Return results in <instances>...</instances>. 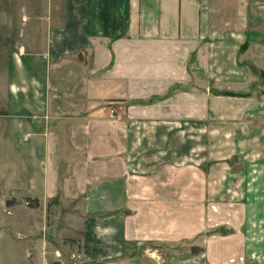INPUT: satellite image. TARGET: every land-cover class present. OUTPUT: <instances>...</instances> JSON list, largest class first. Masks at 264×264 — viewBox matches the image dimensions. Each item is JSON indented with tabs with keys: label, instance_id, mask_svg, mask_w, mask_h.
Wrapping results in <instances>:
<instances>
[{
	"label": "crops",
	"instance_id": "obj_1",
	"mask_svg": "<svg viewBox=\"0 0 264 264\" xmlns=\"http://www.w3.org/2000/svg\"><path fill=\"white\" fill-rule=\"evenodd\" d=\"M2 47L14 264H264V0H0Z\"/></svg>",
	"mask_w": 264,
	"mask_h": 264
},
{
	"label": "rangeland",
	"instance_id": "obj_2",
	"mask_svg": "<svg viewBox=\"0 0 264 264\" xmlns=\"http://www.w3.org/2000/svg\"><path fill=\"white\" fill-rule=\"evenodd\" d=\"M11 19V15L7 16V15H2L1 19L6 21L7 19ZM3 21V22H4ZM13 50L14 48H7V47H2L0 48V51H6V50ZM240 65H243L244 69L247 70L249 72V78L250 81L245 85V89L252 91V89L254 88V86H256L255 88L257 89L258 87V83H259V79L258 76H254L253 72H252V68H254L256 70V72H258L259 70H263L264 67V63L261 59H259L258 57V52L253 48V47H246L244 49H241L240 53ZM255 66V67H254ZM255 72V73H256ZM260 84L261 87H263V82L260 80ZM11 162V161H10ZM9 185H7L6 187L4 186L3 191H0V194L2 196H8L7 198H11V181L8 183ZM7 209V203L5 201H3V199L0 198V264H14V261L19 258V256H17V251L18 249H14L13 247H11V228L8 230L7 225H8V221L7 219L10 218L11 219V212L6 211ZM11 225V223H10ZM7 232H10L9 235V239L7 240ZM6 235V236H5ZM5 238V239H4ZM19 243L23 242V239L17 238ZM198 264H201V261L198 259L197 260Z\"/></svg>",
	"mask_w": 264,
	"mask_h": 264
},
{
	"label": "trees",
	"instance_id": "obj_3",
	"mask_svg": "<svg viewBox=\"0 0 264 264\" xmlns=\"http://www.w3.org/2000/svg\"><path fill=\"white\" fill-rule=\"evenodd\" d=\"M244 48H246V47H243L242 49H244ZM32 203H33L32 201H28V205H29V206H31ZM8 204H9V203H8Z\"/></svg>",
	"mask_w": 264,
	"mask_h": 264
}]
</instances>
